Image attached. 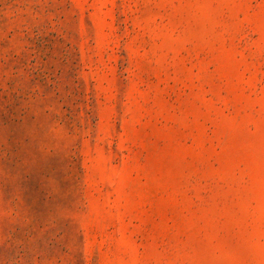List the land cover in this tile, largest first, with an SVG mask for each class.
I'll use <instances>...</instances> for the list:
<instances>
[{
    "label": "rangeland",
    "instance_id": "rangeland-1",
    "mask_svg": "<svg viewBox=\"0 0 264 264\" xmlns=\"http://www.w3.org/2000/svg\"><path fill=\"white\" fill-rule=\"evenodd\" d=\"M0 264H264V0H0Z\"/></svg>",
    "mask_w": 264,
    "mask_h": 264
}]
</instances>
